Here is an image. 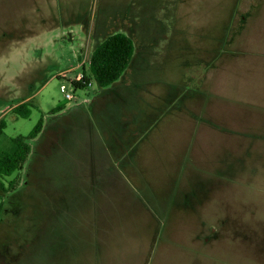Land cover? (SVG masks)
<instances>
[{"label": "rangeland", "instance_id": "obj_1", "mask_svg": "<svg viewBox=\"0 0 264 264\" xmlns=\"http://www.w3.org/2000/svg\"><path fill=\"white\" fill-rule=\"evenodd\" d=\"M124 1L92 0L89 10L92 23L100 18L97 44L116 33L135 43L130 67L108 88L71 85L83 72L84 31V42L78 35L0 59V148L10 152L44 118L33 164L1 179L17 190L30 169L18 194L0 189V264H107L104 245L110 257L121 253L114 264H194L198 249L205 264H264V145L230 137L227 84L233 55L251 48L242 20L264 0ZM262 86L251 84L254 98ZM25 101L30 118L8 110ZM63 105L67 112L51 114ZM127 173L140 188L125 184L122 219L104 211L102 197Z\"/></svg>", "mask_w": 264, "mask_h": 264}, {"label": "crops", "instance_id": "obj_2", "mask_svg": "<svg viewBox=\"0 0 264 264\" xmlns=\"http://www.w3.org/2000/svg\"><path fill=\"white\" fill-rule=\"evenodd\" d=\"M99 1L100 2L97 6L100 7V5H102L103 7L104 0ZM124 4H127L129 7H134L135 0H125L121 5ZM90 5H92V0H0V59H3V57L16 58L19 56L23 58V56L30 54L31 52L43 53L42 51L45 48V44H54L59 40L64 41V39L73 40L75 39V36L79 35V37H81L80 33L84 31L85 34L87 33L89 45L86 46V50L81 49V55L79 56L80 63L78 67L82 69L83 67H86V69L89 68L90 59L94 50L109 37L106 36L101 42H99L100 44H97V40L102 34V27L100 24V18L98 20L97 14L94 17L95 21L93 23L89 20L91 18L89 17ZM253 8L256 9V12L258 11V14L253 12ZM259 10L261 14H259ZM257 15H260L262 19L253 21L252 19ZM263 17L264 7H252L242 20L243 23L240 30L244 28L247 33L246 43L251 45V48L249 46V51L233 55L229 65V79L227 83L229 89L228 99L232 102L230 117L233 118L229 122L230 137H233V139L254 141V143L260 141L259 143L261 145H264V101H262L264 95L259 99H256V97L254 98L253 93L258 92L255 90L258 85L252 90L251 84L261 80L262 85H264V38H262V36L264 37ZM248 33H250V35ZM80 39L84 42L82 37ZM94 41H96V43L93 46ZM29 43H35V47H28ZM213 66L215 67L214 62ZM215 69H217L218 72L219 66L218 68H214V75H218L219 72L216 73ZM82 73L77 75V80ZM59 77L63 78L66 76L60 75ZM217 82L219 81L215 79V90L219 87V83ZM262 89L264 90V86H262ZM189 91L190 90L188 89L185 91L186 95L183 96L182 99H189ZM215 94L219 98L221 97L220 90H216ZM182 102L186 101H181L179 107L185 108V103ZM171 103H173V101H171L169 105ZM16 106H11L8 110L12 112V109ZM68 110L67 106H65V109L57 114L67 112ZM190 123L192 124L194 122L190 121ZM37 138L31 142L32 152L26 163L29 164V166L31 163L33 164L36 159L34 147L36 146ZM120 168L121 171H125L124 166ZM28 171L30 172V169L27 168L26 177L29 180L30 177L28 176ZM124 175L118 176L117 182L110 181L107 183L108 190L102 197V208L104 211H107V213H113L115 211L117 213L120 212L122 214V219L125 204V184L132 189L139 190L140 188L139 180L137 181L135 179L134 173L131 177L128 173L126 174V178L123 177ZM27 179H23V183L25 180L26 186L28 183ZM23 183L17 190H15V194H18L21 191L22 187L25 185H23ZM196 186L193 185L191 187ZM149 187H151V185H149ZM181 188H183V186L178 188L179 196L183 193ZM153 194L155 198H157V189ZM158 194L160 193L158 192ZM151 196L153 195L151 194ZM109 235L110 234L108 233V236ZM104 246L105 248H103L102 251L103 260L107 264H114L115 262L119 263L122 259L121 253L117 251L114 252L112 258L107 255L110 250L106 245ZM150 246L152 247V245ZM154 248H156L155 245H153V249ZM137 254L138 257H140L141 251H138ZM144 260H147V252ZM215 262L216 261H212L211 263L215 264ZM194 264H205L204 249L197 250Z\"/></svg>", "mask_w": 264, "mask_h": 264}, {"label": "trees", "instance_id": "obj_3", "mask_svg": "<svg viewBox=\"0 0 264 264\" xmlns=\"http://www.w3.org/2000/svg\"><path fill=\"white\" fill-rule=\"evenodd\" d=\"M135 50V43L130 36L124 33L109 36L94 50L89 63V72L86 71V67H83L81 79L73 80L71 85L77 90L89 88V84L93 81L102 89L112 86L130 67ZM32 109L31 102H24L14 107L12 113L17 117L27 119L32 115ZM64 109V105L58 106L51 111V114H57ZM43 126L44 118H41L29 135L18 136L11 140L13 149L10 152L0 148V189L4 194L15 191L18 183L11 182L9 183L10 187L7 188L1 179L11 177L24 169L32 152L31 142L41 134ZM6 127L7 123L5 119H2L0 121V138ZM2 199L3 196L0 195V217L4 206Z\"/></svg>", "mask_w": 264, "mask_h": 264}, {"label": "built area", "instance_id": "obj_4", "mask_svg": "<svg viewBox=\"0 0 264 264\" xmlns=\"http://www.w3.org/2000/svg\"><path fill=\"white\" fill-rule=\"evenodd\" d=\"M81 77H82V76H81ZM81 77H80L79 79H81ZM79 79H78V80H79ZM90 86H92V82L89 84V87H90ZM61 90H62L63 93H65L66 98H67L68 100H72V99L74 98V95H73L72 93L67 92V88H66L65 85H62V86H61Z\"/></svg>", "mask_w": 264, "mask_h": 264}]
</instances>
